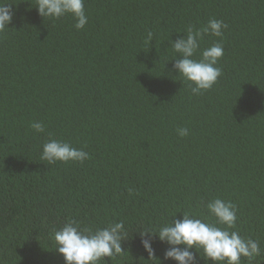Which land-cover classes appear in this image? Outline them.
Wrapping results in <instances>:
<instances>
[{"label":"trees","instance_id":"1","mask_svg":"<svg viewBox=\"0 0 264 264\" xmlns=\"http://www.w3.org/2000/svg\"><path fill=\"white\" fill-rule=\"evenodd\" d=\"M0 2L13 14L0 31V264H65L51 234L70 218L124 221V253L106 264H158L141 229L185 212L215 223L216 198L236 206L228 230L257 241L264 264V0H84L81 30L71 14L41 17L36 0ZM211 19L227 25L221 75L193 95L171 42ZM219 39L204 36L196 58ZM51 139L89 158L48 164ZM152 246L163 260L168 245Z\"/></svg>","mask_w":264,"mask_h":264},{"label":"clouds","instance_id":"2","mask_svg":"<svg viewBox=\"0 0 264 264\" xmlns=\"http://www.w3.org/2000/svg\"><path fill=\"white\" fill-rule=\"evenodd\" d=\"M35 8L43 18L59 19L65 14H71L77 21L74 25L77 30L83 29L88 22L84 0H36ZM12 15L11 5L0 2V31L11 23ZM226 27L222 21L211 19L199 30L189 27L182 38L171 42L172 51L177 54L173 59V68L187 82L193 95L211 89L221 75V69L216 65L224 54L223 29ZM209 34L220 38L219 41L204 48L200 51L199 58H196L201 40ZM152 39L153 33L149 31L146 43ZM31 128L38 133L45 130L41 122H32ZM177 134L185 137L189 130L178 128ZM88 158V153L82 149L56 139L44 143L41 153V159L48 164L83 162ZM207 210L215 218V223L185 212L182 219L141 229L138 234L141 246L148 254L147 261L164 264V261L170 260L175 264H197L199 259H203L205 264L209 261L211 264H242L243 258L248 264H254L256 258L261 256L259 243L228 230L235 227L236 206L230 201L216 198L207 203ZM126 236L123 220L104 228L92 229L82 227L77 220L70 218L51 234V239L65 264H106L105 258L112 260L116 255L124 253L122 242L126 241ZM153 239L168 245L163 260L155 255Z\"/></svg>","mask_w":264,"mask_h":264}]
</instances>
